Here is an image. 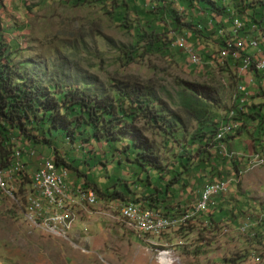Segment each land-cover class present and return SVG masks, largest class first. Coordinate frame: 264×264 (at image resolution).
Instances as JSON below:
<instances>
[{"label":"rangeland","instance_id":"rangeland-1","mask_svg":"<svg viewBox=\"0 0 264 264\" xmlns=\"http://www.w3.org/2000/svg\"><path fill=\"white\" fill-rule=\"evenodd\" d=\"M75 1L0 0V41L5 44L4 55H9L8 59L14 64H22L41 79L45 75L47 82L49 78L61 79V75L71 82L92 77L97 85L107 89L118 80L138 81L144 87H151L159 99L177 112L180 111L177 93L184 85H196L204 90L202 96L210 104L213 119L221 122L226 120L230 111H238L240 96L237 87L247 83L237 78L235 69L238 64H227L218 59V42L202 39L208 52H198L201 65L192 67L186 58L182 60L175 53L176 40L172 44L167 42L169 35L150 33L156 31L160 18L143 12L144 0H106L102 4L87 5H78ZM202 21L203 26L209 28L208 22ZM212 30L217 36L223 32L216 26ZM184 38L186 40L182 42L180 38L177 40L187 52L191 51L187 45L197 49L198 46L191 44L193 41L189 35ZM159 39L166 44L155 52L153 43ZM132 56L134 60L128 63ZM246 93L247 103L241 108L247 112L246 107L250 104L248 109L256 107L262 115L260 128L264 129V99L253 104L256 91L248 87ZM246 126L239 128L238 134H230L232 138L223 144L226 153L233 152L237 159L229 161V166L221 174L213 171L211 177L208 176L207 183L223 178L233 180L222 201H215L196 219L179 223L161 238L151 239V245L143 242L120 217L123 204L147 207L143 196L148 180L143 173L130 174L131 169L119 168L110 156L107 168L101 169V165L95 163L91 173L85 170L82 159L75 165L67 162L79 173L78 177L71 170L72 182H68V177L67 183L76 189L84 188L82 176L88 174L92 184L88 186L93 188L94 185L100 194L95 193V204L82 203L77 207L76 227L65 238H59L25 219L26 196L31 194L29 172L23 170V179L20 180L12 168L4 169L0 177L5 184L4 190L12 195L4 194L0 188V264H160L157 261L160 251L170 252L172 264H264V221L260 219L264 215V133L258 137L253 134V138L259 140L254 149V139L247 132L254 131L258 122L249 121ZM195 128L191 123L185 132L180 128L176 130L177 141L165 138L149 127L145 129V136L155 143L162 166H170L182 154L181 143L191 137ZM11 141L13 151L21 156L22 142L16 137ZM64 147L66 144L59 146L57 155L60 158L68 153ZM116 148L121 146L117 144ZM72 150L69 152H76ZM99 151L97 156L103 162L104 150L100 148ZM256 153L263 163L250 168L242 158ZM43 158H50L47 151ZM214 158L213 164L224 163L219 150ZM238 159L242 162L239 163ZM211 167L202 165L195 172L188 173L187 185L192 184L202 171L209 174ZM156 177L157 174L151 173L149 181L153 182ZM79 180H83V184ZM114 189L123 194V200L113 201L105 197ZM168 209L171 208L161 211ZM172 209L175 217H179L182 210ZM245 223L248 225L246 231H239Z\"/></svg>","mask_w":264,"mask_h":264},{"label":"trees","instance_id":"trees-1","mask_svg":"<svg viewBox=\"0 0 264 264\" xmlns=\"http://www.w3.org/2000/svg\"><path fill=\"white\" fill-rule=\"evenodd\" d=\"M104 1L106 0H76L75 3L102 4ZM144 1L146 5L143 12L160 18L156 31L151 30L150 33L157 36L169 35V43H173L177 36L189 34L196 47L199 40L210 39L215 33L212 30L215 26L223 31L218 35L223 33L230 44H233L235 38H239L238 34L231 32L244 34L242 37L247 39V43L251 41V37H261V43H264V0ZM202 19L208 22L209 28L203 26ZM224 21L229 29L223 24ZM236 22L242 25L240 30L235 29ZM164 43V40L159 39L153 43V50L160 51V46L163 47ZM4 45L0 41V170L10 165L13 137L32 146L51 150L57 167L68 168L77 175L78 170L57 155L54 143L56 136H61L72 145L82 144L85 150L89 143H105L112 148L111 155L122 159V162L114 160L119 168L133 169L135 174L136 171L144 174L148 182L143 201H147L148 208L154 211L158 209L157 212L160 213L169 207L168 204L163 207V204L173 199L174 192L186 186L188 173L195 172L202 165H209L212 167L208 176L213 171L217 175L221 174V169L213 167L215 153L218 151L214 134L220 122L211 117L210 104L203 98L204 90L201 87L184 85L177 93V107L180 110L177 112L159 99L151 87H144L138 81L118 80L112 82L107 89L97 85L92 77L71 82L61 75V79L54 81L49 78L47 82L45 75L41 79L22 64L16 65L9 60V55H4ZM219 45H224L221 38ZM175 53L183 58L180 52ZM133 60L134 56L128 59V63ZM258 99H264L263 89H260ZM249 106L246 107L247 112H240V129L246 128L249 121L258 122L254 131L247 132L254 139L253 148L256 149L259 140L253 138V134L258 137L264 133V129L260 128L262 115L256 107L248 109ZM191 123L196 128L191 137L181 143L182 154L178 156V160L170 166H162L155 143L145 136V129L149 127L166 136L165 138L177 141L175 131L180 128L185 132ZM229 138L227 136L222 143L226 144ZM117 144L121 148L117 149ZM237 161L242 162L239 159ZM151 173L157 174L153 182L149 181ZM82 177L86 182L85 188L100 194L94 185L93 188L88 186L92 184L86 176ZM100 196L104 199L103 195ZM105 197L113 201L123 200V194L115 189ZM173 207H169L171 209L164 213L173 214Z\"/></svg>","mask_w":264,"mask_h":264},{"label":"built area","instance_id":"built-area-1","mask_svg":"<svg viewBox=\"0 0 264 264\" xmlns=\"http://www.w3.org/2000/svg\"><path fill=\"white\" fill-rule=\"evenodd\" d=\"M231 34H238L239 43L230 44V40H226L223 33L218 35L219 39H223L224 42V45L220 46L221 52H219L218 59L226 60L231 54L230 59L239 61L237 78L240 81L249 72L264 81V43H261V37H251V43H241V36L244 34L232 32ZM246 51L252 53H244ZM180 53L184 54L190 66L197 68L201 65L200 55L192 46L191 52ZM237 92L240 96L237 100L238 111H230L226 120H221L214 134V142L217 143L219 153L223 154L224 159L228 162L237 159L238 156L233 152L226 153L222 141L240 128V120L237 115L242 111L241 107L247 103L246 88L239 85ZM20 157L19 152L13 151L8 168H12L21 180L23 179L21 178L23 168ZM242 159L250 168H255L263 163L257 153ZM3 171L0 170V173ZM66 178L65 172L55 165L53 159L41 158L36 171L30 177L31 194L26 196L28 204L25 210V219L33 226L44 229L48 234L59 238H65L76 227L78 214L75 213V210L80 204L93 205L97 201L96 194L92 189L85 187L76 189L67 183ZM232 183L233 180L230 178H223L206 184L202 188L195 205L189 210L181 211V214H178L179 217H175L176 214L168 215L143 205L129 203L121 206L120 217L127 223V226L139 235L143 242L151 245V239H159L179 223L186 224L190 220L196 219L197 216L212 206L217 198L223 196ZM4 187L5 184L0 177V188L4 194L12 195L11 192L4 190ZM260 219L264 221V215ZM247 228V223L242 224L239 231H246ZM157 261L160 264L173 263L168 251L158 252Z\"/></svg>","mask_w":264,"mask_h":264},{"label":"crops","instance_id":"crops-1","mask_svg":"<svg viewBox=\"0 0 264 264\" xmlns=\"http://www.w3.org/2000/svg\"><path fill=\"white\" fill-rule=\"evenodd\" d=\"M223 24H225L227 29H229V26L226 24L225 21L223 22ZM230 30H231V27H230ZM184 37L185 36H181L180 39H184V41H185L186 39ZM177 39L175 42L177 44V46L174 48L175 52L176 51L177 52H181V51L187 52L186 48H184V46L180 45V43ZM212 39L218 43L220 41L219 37L215 34L213 36H211L209 40H212ZM237 39L236 38L234 39L233 44L239 43V38H237ZM241 43H247L245 41L244 37H242V36H241ZM191 44H193V42ZM187 46L191 48L192 45H190V46L187 45ZM207 47L208 46L206 45V42H203V40L201 39V40H199L198 47L195 50L197 52H199V54H200L201 52H208L206 50ZM218 48H220V47H218ZM220 52H221V49H220ZM244 53L248 54L247 51ZM181 56L185 58L184 54H181ZM181 59L183 60V58H181ZM224 62L227 64H233L235 62L236 64H238V68L235 70L238 71L239 66H240L239 61H235L233 59L228 58V59L224 60ZM241 82H244L245 84L247 83L244 87H246V88L251 87L256 91L257 95L254 98L253 103H257L259 100H263V99H258V96L260 94V89L264 90V81H262L260 78L256 77L254 74L249 72V73H247L246 77H244L242 79ZM230 138H232V137H230ZM54 143H55V149L57 152H58L59 146H63L64 144H66V147H64V151H66L68 153H65L64 155H62V157L64 158L66 163L70 161V163L74 162L73 165H75L76 162H78L82 159V161L83 160L84 161L81 163L84 164V168H87L85 170L87 172L89 171L90 173L94 171L93 166L95 165V163H99V165H101L100 167L102 169V168H107V166L110 164L111 161L113 162L116 159L121 160V158H118L117 156L111 155L112 148L107 146L105 143H89L87 145V148H86L87 150H85L84 145L79 144V143L72 145L68 141L63 139L61 136H56ZM226 143H227V141H226ZM233 144H234V142H233ZM22 146H23V154L21 155L20 163L22 165L23 170H25L26 172H29V174L31 176L36 171L38 165L40 164L41 158L44 157L46 151L48 152L50 159H53L54 155H53L51 150H48L46 148H42L39 146H32L31 144L25 143L23 141H22ZM100 148H102V150H104L102 157L105 160L103 162H101V160H100L101 157L97 156V154L100 152L99 151ZM72 149H74L76 152L70 153L69 151H73ZM32 152H33V154H32ZM93 154H95L94 158H92L94 156ZM109 156L112 158L111 161H109V160L107 161V159H109L108 158ZM121 162H122V160H121ZM223 164L226 166L223 167L222 166ZM229 164L230 163L224 159V163L222 162V164L221 163L214 164L213 167L217 168V169H221V172H222L225 169V167L229 166ZM59 169L63 170L65 172L67 178L69 177L67 179L68 182H72L71 177H70L71 170L68 168H63V167H59ZM124 169H126V168H124ZM82 170H84V169H82ZM131 173H135V171L133 169H131L130 174ZM105 174H107V173L105 172ZM85 176L87 177V179H90L89 178L90 175L88 176V174H85ZM208 180H209L208 174L205 173L204 171H202L199 175L196 176V179H194L192 184H189V185L186 184V186L184 188H182L180 190H176L173 194V199H169L167 201L165 200L166 202L163 204V207L165 204L166 205L168 204L167 206H169V207L176 206L177 208H179L182 211H184L186 209L187 210L191 209V207H193V205L199 199V195H200L202 188L206 184H208L207 183ZM79 182H81L83 184V180H79ZM187 183H188V179H187ZM85 184H86V182L84 179V185ZM222 198H224V196L217 198L216 202L220 203L222 201ZM179 209H177V210H179ZM173 214H175V213L173 212Z\"/></svg>","mask_w":264,"mask_h":264},{"label":"bare ground","instance_id":"bare-ground-1","mask_svg":"<svg viewBox=\"0 0 264 264\" xmlns=\"http://www.w3.org/2000/svg\"><path fill=\"white\" fill-rule=\"evenodd\" d=\"M241 27H242V25L240 24V23H237L236 22V24H235V29H238V30H240L241 29ZM236 31V30H235ZM237 33V32H236ZM245 40H247V39H245ZM249 43H251V41H249ZM188 52H191V51H188ZM166 263V262H165ZM167 264V263H166Z\"/></svg>","mask_w":264,"mask_h":264}]
</instances>
